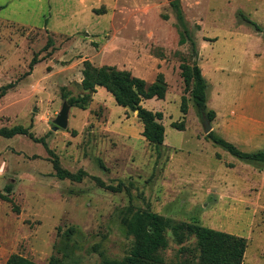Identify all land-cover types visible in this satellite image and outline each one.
Listing matches in <instances>:
<instances>
[{"label":"rangeland","instance_id":"obj_1","mask_svg":"<svg viewBox=\"0 0 264 264\" xmlns=\"http://www.w3.org/2000/svg\"><path fill=\"white\" fill-rule=\"evenodd\" d=\"M179 4L207 83V108L229 106L208 120L211 130L241 150H264V0ZM181 31L170 0H0V93L10 85L0 96V129L19 125L44 141L0 135V193L11 199L0 197V264L11 254L38 264L121 260L133 242L124 217L135 210L245 237L241 264H264V167L207 138L180 75L179 64L194 59ZM85 60L130 70L147 83L163 74L165 96L141 101L163 114L162 144L149 143L136 111L103 87L84 109L68 103L84 93ZM64 103L67 127L53 130ZM54 156L87 175L58 178ZM91 176L125 187L111 191ZM166 237L159 251L165 264L199 263L194 236Z\"/></svg>","mask_w":264,"mask_h":264},{"label":"trees","instance_id":"obj_2","mask_svg":"<svg viewBox=\"0 0 264 264\" xmlns=\"http://www.w3.org/2000/svg\"><path fill=\"white\" fill-rule=\"evenodd\" d=\"M170 4L179 25L182 27L180 43H184L188 39L191 41L192 58H194L196 56L195 45L183 18L179 0H172ZM246 20L253 24L251 20L247 18ZM254 26L259 29L257 24H254ZM51 44L52 39L48 38L46 45ZM179 69L185 88L189 90L198 114L211 121L215 117V111L207 108V83L196 59H192L190 63L182 61L179 64ZM9 87L10 85L4 86L0 96H3ZM96 87L105 88L113 96L118 105L136 111L137 118L142 123L141 134L149 143L155 145L163 143L165 127L161 122L163 117L162 112L149 110L141 104L143 99H150L152 97L161 99L165 96L167 83L162 73H158L153 82L147 83L145 79L133 75L130 70L119 69L114 65L94 66L88 60H85L81 80V88L84 93L78 96H70L68 103L78 108H86L90 101L91 92H94ZM180 110L184 115L187 112V98L185 96L181 98ZM172 126L182 129L183 123L173 122ZM16 134L28 135L34 141L44 143L43 140L34 138L26 128L19 125L13 126L10 129H0V135L5 137H12ZM207 138L238 159L264 167V150H241L235 144L225 140L212 130L207 133ZM52 166L55 175L60 179L80 181L87 175L84 170L70 172L63 168L56 156L52 159ZM91 177L99 186L111 191H121L125 187L122 181L116 185H112L105 184L97 176ZM6 190L9 191L8 186ZM0 197L3 200L11 202V199L7 195L0 193ZM13 207L16 208V206ZM124 223L127 235L133 239L130 252L121 260L105 258L101 264H165L159 251L168 246L166 231H169L177 242H181L183 238L191 236L196 238L197 247L200 252L198 264H241L247 245L245 237L194 223L175 221L152 211H131L124 217ZM4 264L38 263L20 254H11ZM49 264L56 263L51 259Z\"/></svg>","mask_w":264,"mask_h":264},{"label":"water","instance_id":"obj_3","mask_svg":"<svg viewBox=\"0 0 264 264\" xmlns=\"http://www.w3.org/2000/svg\"><path fill=\"white\" fill-rule=\"evenodd\" d=\"M172 1V0H170ZM195 59V58H194ZM68 105L64 103L62 105V108L60 112L57 114L56 118L54 119L53 123V130H56L58 128H66L67 127V116H68ZM205 123V132H209L211 130V126L209 124V121L207 119L204 120Z\"/></svg>","mask_w":264,"mask_h":264},{"label":"crops","instance_id":"obj_4","mask_svg":"<svg viewBox=\"0 0 264 264\" xmlns=\"http://www.w3.org/2000/svg\"><path fill=\"white\" fill-rule=\"evenodd\" d=\"M259 55H260V54H259ZM209 56H210V55H209ZM209 56H206V57H208V59H209V58H210ZM214 66H216V68H217L218 70H221V71H226V70H227V69H224V68H222L221 66H219L218 63H217L216 65H214ZM255 67H256L255 64H251L250 67H249L250 72L254 71ZM244 71H245V70L241 69L240 74L243 75V74H244ZM245 76H246V75H245ZM214 95H215V97H216L217 99H224V97L222 96V94H221L220 91H218V92L216 91ZM238 98H239V96H238V97L236 96L235 99H234L233 101H237ZM228 107H229V106L227 105V106H225V107H219V109H218V108H214V107L211 108V106H210V109H213V110L215 111L216 115H221V114L223 113V111L226 110Z\"/></svg>","mask_w":264,"mask_h":264}]
</instances>
